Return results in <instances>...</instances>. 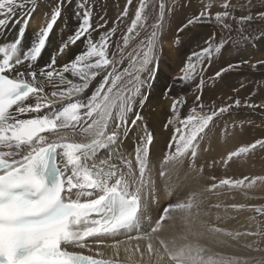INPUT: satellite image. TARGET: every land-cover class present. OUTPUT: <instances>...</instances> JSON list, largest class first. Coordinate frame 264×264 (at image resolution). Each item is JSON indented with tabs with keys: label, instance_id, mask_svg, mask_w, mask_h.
<instances>
[{
	"label": "snow or ice",
	"instance_id": "snow-or-ice-1",
	"mask_svg": "<svg viewBox=\"0 0 264 264\" xmlns=\"http://www.w3.org/2000/svg\"><path fill=\"white\" fill-rule=\"evenodd\" d=\"M37 3L38 0H0V28L17 16L20 17L17 23L27 25ZM131 3L132 0H128V4ZM88 4L89 0H80L77 4L79 26L61 44L58 54H63L69 45L82 38L86 40V49L59 68L55 56L38 70H35V62L62 14L63 0L51 10L50 18L45 19L30 47L22 48L25 27L19 28V36L14 41L0 44V264H231L216 255H206V248L199 243L205 232L196 227L200 214L197 193L168 204L154 223L149 220L148 229L143 227L145 204L154 198L151 132H145L140 139L134 160L119 153L120 136L128 130V115L145 82L141 74L148 72L151 76L149 65L154 59L157 30L162 26L163 0L159 4V17L151 25V34L132 52L128 49L147 31L146 0H140L134 18L114 49L111 45L115 28L101 34L99 40L90 37L93 13ZM212 6L211 0L204 3L203 10L178 31L213 19L227 30L232 29L229 21L243 26L253 20L252 15L234 16L230 11L234 6L229 0H223L222 10L214 14L210 12ZM128 10L126 5L121 15L126 17ZM256 18L264 19V12L257 13ZM214 39L213 36L206 47L193 53L195 59L189 57L181 69V81L193 80L197 66L202 65L205 58L210 60L213 52H219L226 43L221 39L216 44ZM125 55L128 67L118 69L116 66L124 61ZM227 70L221 69L215 75L219 77ZM101 73L103 79L91 95L85 97L83 94L90 82ZM203 83L201 77L197 88ZM200 99V96L195 97L197 102ZM182 103V98L173 100L174 114ZM240 103L235 101L236 106ZM230 107L204 112V105L197 104L186 117L175 115V119H170L166 128L169 124L178 125L169 144V148L174 145L175 150L163 157L159 175L165 177L168 166L182 164L185 157L194 159L201 134L214 117L229 111ZM139 119L137 115L131 125L134 127ZM257 145L264 147V140L240 147L229 153V159ZM103 150H112L109 158H99ZM257 180L264 181V177H255L247 185L244 180L222 179L208 190L224 185L252 187ZM166 190L172 195L170 185H166ZM173 213L181 214L183 231L165 240L159 234L165 229L166 221H172L175 227ZM203 227L201 222L200 229ZM132 232L138 234L133 236ZM207 232L232 239L241 235L215 226L208 227ZM121 234H126L128 241H147L148 260H144L139 244L134 248L128 244L124 248L126 253H131L125 261L94 258L70 250L88 248L91 251L90 239L98 246L104 244L105 239H112L114 242L107 246L118 257L124 241L116 238ZM153 240L158 241L159 247L154 246ZM136 253L140 254V261L134 259ZM96 255L103 257L104 254L97 251ZM153 256L157 258L155 262Z\"/></svg>",
	"mask_w": 264,
	"mask_h": 264
},
{
	"label": "bare ground",
	"instance_id": "bare-ground-1",
	"mask_svg": "<svg viewBox=\"0 0 264 264\" xmlns=\"http://www.w3.org/2000/svg\"><path fill=\"white\" fill-rule=\"evenodd\" d=\"M220 1L221 0H218V2ZM79 2L80 0H63L62 14L50 33V36L46 43V47L42 50L40 57L35 62V70L48 65L51 62L53 56L56 57V67L59 68L63 64L73 60L75 56L81 54L86 49V40L85 38H82L75 44L69 45L63 54H58V49L61 44L66 41L69 35L73 34L79 26V20L77 18V4ZM139 2L140 0H132V3L129 5L128 0H116V12H118L119 21L122 22L123 26L129 20L130 21L128 24L130 25L131 19L135 16L136 8L139 6ZM229 2L233 4L235 8L242 10L241 13L243 14L248 13L249 11L260 12L264 7V0H229ZM89 3L93 8H100V10L98 9V12L92 11V13L93 15H96L97 13L101 19V22H104V20L107 19L106 17L109 15V12L104 11L107 4L102 7L100 3L98 4L96 2V0H89ZM59 4L60 0H38L37 8L32 14V17L28 21L27 25H24L22 22L17 23V21L20 19V17L17 16L16 18L12 19L7 26L0 28V44L14 41L19 36V28L25 27L26 31L22 39V48L30 47L33 41L36 39V34L39 32L40 28L44 26L45 19L50 18L51 10ZM108 5H111L110 2L108 3ZM126 5L128 6L129 10L128 15L124 17L121 14L123 13ZM107 31L108 30H102L101 28L100 32H95V30L92 28V30L90 31V37L93 40H99L100 34H103ZM124 32H126V30H122V32L120 33L119 28L117 35V37L119 36L118 41L122 40V34ZM213 36H215L216 42L218 44L220 43L221 39L225 40L226 43H228V37L225 34H213ZM196 37L194 36V40H197ZM193 41L186 43V45L180 46V48L176 49L175 52L179 50V55L188 54L190 52L192 53V51L185 48L192 46ZM163 45L165 47L167 46L169 51L162 57L160 56L161 58L159 60L157 59L156 61L155 59H153L152 63L149 65L151 76H149L148 72H144L141 74L145 82L140 87V94L135 98L133 111L128 115V130L121 134L118 145L120 154H123L125 158L134 160L135 148L140 142V139L144 137L145 132H151L154 138L153 144L151 145L150 155L151 178L154 182V198L145 204L144 212L146 219L143 227L145 229H148L149 220L154 223L155 219H158L162 214L163 208L168 204H175L178 201L185 200L190 193H197L198 200L200 202V214L197 217L196 227L198 230H203L205 232V235L199 238V243L206 248V255H216L217 258L223 259L226 262L230 261L231 264H251V247H248V245L252 246L254 244L253 235H246V233L254 232V223H252L253 220L251 218L252 209H250L249 207L251 198L250 191L247 190L248 187L241 186L239 188H234L229 187L228 185H224L221 187H217L216 189H213L211 191L208 190L212 184H219V181L222 179H237V176L235 175L236 171L234 172L231 170L232 168L235 169L234 167L237 165L239 159L235 158V156L229 159V153L235 152L233 149L237 146L233 144L235 141L231 140L230 143H227L229 145H225L220 141V135L212 136V138L210 137V141L208 143V146L206 147V151H204L205 145L203 143L200 146L199 152H197V156L194 159L190 156L185 157L182 164L176 165L175 167L169 165L168 172L165 177H161L159 175L160 163L163 160V157L169 151L175 150V146L173 145L170 149L169 144L171 142L175 128L178 126L174 123L169 124L166 128L165 125L168 124V121L170 119H175V115H179L181 118L186 117L189 114V111L193 107H196L198 104L195 98L192 100L189 95L191 94L192 88L195 87L190 84V81L184 82L180 79L174 81L173 79H170L168 77V73H173V66L176 63V56H174L175 52L171 51L170 49V47L172 48L170 42H167V40H165ZM204 47H206V45L192 50L197 53L200 52ZM225 50L226 51H224V54L221 56L212 55L213 57L211 58V60L214 64L216 62V66H213L212 64L206 65V68L208 66L210 67L206 71H209L208 74L210 76L212 74V77L209 78H216L215 81L218 82V85H216V88L218 90L214 88L215 85H211L210 88L206 87L205 90L202 91L201 94L203 95L204 101L206 103L204 106V112H210L214 109H219L223 106V102L233 105L234 107V101L232 102L234 98L229 94L228 90H222L219 87V84L221 83L219 79L224 81L225 76L231 73V68H240L244 74H247V78H245L243 81L246 82L245 86L248 91L249 87H247V81L253 82L255 79H260L264 74V63L254 62L252 63V66H246L244 63H238V61L236 60L238 52L232 48V45L225 47ZM213 54H216V52L214 51ZM193 59L195 58L193 57ZM204 62L205 61H203V63ZM222 62H225L227 65L224 66ZM229 66H231V68ZM122 67H128V62L124 60L121 64L117 65L118 69ZM225 68L228 70L221 72V75L219 77L215 75V73L220 72L221 69ZM69 78L72 77L69 76ZM102 79L103 73L98 75L94 80L90 82L89 88L85 90L83 95L85 97L90 96L92 91L96 89ZM206 79L207 78H204V80ZM227 82H232L234 86L233 80L226 81L225 85L229 87V84L227 85ZM193 91L194 93L196 92V95H199L198 91ZM181 98L183 99L184 103L178 106V112L177 114H174L172 112L173 100H180ZM207 105H209L210 108H207ZM137 115H139L140 119L133 127L131 125V120L135 119ZM219 116H221L219 121H225L231 126H235L233 122L237 123V125H239L241 122H239V120L235 118H232V115L225 117L226 114L222 113L219 114ZM243 124L244 122H242V125ZM225 139L228 140L229 138ZM234 139L236 140V138ZM111 151L112 150L101 151L99 153V158H109ZM205 152H207L206 154H211L213 163L210 164V168L201 169V165L203 163L202 161L207 158L208 161H211L205 154ZM225 161L227 162L225 163ZM245 165L247 166V164ZM244 174L248 176L249 172H244ZM166 185H170L172 187V195H169L167 193ZM216 205H219V207H215ZM232 205H243V207L233 208L231 207ZM180 215V213H173V216L175 218V227L172 226V221L165 222V229L159 234L162 238H164L165 240H170L177 233L183 231V225L179 219ZM201 222L204 225L203 229H200ZM210 226L220 227L222 229H225L226 231L232 232L233 234L240 233L241 235L237 236L236 239H232V237L213 234L207 232V228ZM137 234L138 233L136 232L131 233V235L133 236ZM116 239L124 241V244L121 245L118 257H115L113 249L107 246L114 242L112 239H105V243L99 246L96 242L90 239L89 245L91 247V251H89L88 248H76L70 250L80 252L84 255H90L95 258H117L120 261H125L127 256L131 253H126L124 251V248L128 244H131L133 248L137 244H139L141 250L145 254L144 260H148L146 250L147 241H128L126 234H121ZM152 242L155 247H159L158 241L153 240ZM240 248L241 250L246 249V256H241L242 258L239 259L238 255L240 252ZM97 251L103 252V257H97ZM134 259L140 261V254L136 253L134 255ZM156 259L157 258L155 256L152 257L153 262H155ZM163 264H166V262H163Z\"/></svg>",
	"mask_w": 264,
	"mask_h": 264
},
{
	"label": "rangeland",
	"instance_id": "rangeland-1",
	"mask_svg": "<svg viewBox=\"0 0 264 264\" xmlns=\"http://www.w3.org/2000/svg\"><path fill=\"white\" fill-rule=\"evenodd\" d=\"M96 2L98 4L100 3L102 7L107 4V6H105L106 9L104 8L105 9L104 11L109 12V15L106 17L107 19L104 20V22H101V19L98 16V14L97 13L96 15L94 14L92 17L93 29L95 30V32L97 31L100 32L101 28L102 30H109L115 28L116 32L112 37V45H111V47H113L114 49L115 44L119 39V36L117 37L119 28H120V33L122 32V30H127V26H129L128 23L130 20L124 26L122 22L119 21L118 12H116L117 10L115 6L117 5L116 0L115 1L96 0ZM109 2L111 5H108ZM160 2L161 0H146L148 6L144 14L147 16V21H146L147 31L142 32V34L132 45V47L128 49V52H132L133 49L139 46L140 41H145L146 38L151 34L152 31L151 25L156 22L160 14V9H159ZM208 2L209 0H163V3L165 4V11L163 15L162 26L157 30L158 36H157V44L154 52V57H155L154 59L156 61L157 59L159 60L164 54H167V52L169 51L168 47L167 46L165 47L163 45L165 40L171 43L172 48L170 47V49L171 51L175 52V50L180 48V46L186 45V43L193 41L194 36L195 37L197 36L196 37L197 40H194L195 42L193 41L192 46L185 48L192 51V53L190 52L188 54L179 55L178 52L179 50L175 52L174 56H176L175 59L176 63L173 66L174 70L172 69L173 70L172 74L168 73V77L170 79H173L174 81L179 79V77L182 75V72L180 70L181 67L184 68L185 64L188 63L189 57H192L193 53H195L192 49L204 45L207 46L208 42L213 37V34L215 35L225 34L228 37L227 39L228 43H225L223 47H221L219 52H216V54H212V55L221 56L224 54V51H226L225 47L232 45V48L238 52L236 57L238 63H244L246 66L248 65L252 66V63L260 62L264 60V19L256 18V14L259 12L249 11L248 12L249 14L244 13L245 15H252L253 20L245 23L243 26L237 25L234 21H229V23L232 24L231 30L223 29L221 26H218L213 19L211 22L202 21L200 23H194L192 25H188V27L184 28L183 31H178L187 23L189 19L193 18L195 15H198L199 12L203 10V4ZM211 2L213 5L210 9L211 13L214 14L215 12L222 10L220 8V4L223 3V0H221L220 2H218V0H211ZM88 6L91 8V11L98 12V9L100 10L99 7L93 8L90 5V3L88 4ZM230 11L236 17L244 15L243 13H241L242 10H239L238 8L235 7L233 9H230ZM261 11H264V7L261 9ZM213 42L218 44L216 42V39H214ZM212 57L213 56H211V58ZM124 60L127 62V55H125ZM210 60L208 59L207 62V59L205 58L204 59L205 62L202 63V65L197 66L196 74H194V79L190 81V84L192 86H195L192 88L191 94H189L191 99L193 100L196 96H200L201 99L198 102V104L203 103L204 106L206 103L204 101L203 95L201 94L202 91L205 90L206 87L210 88L211 85L213 86L215 85L214 88L218 90L216 88L217 87L216 85H218V82L215 81L216 78L210 79L212 77V74L210 76L208 74L209 71L208 72L206 71L210 68L209 66L206 68V65H211V64L213 66L217 65L216 62L214 64L212 60L211 62ZM222 64L224 66L227 65L225 62L224 63L222 62ZM201 68L203 69V71H201ZM201 77L203 78V80L204 78L207 79L204 80L202 87L198 89L197 86L200 84ZM245 78H247V74H244L240 68H231V73L225 76L224 81L218 78L221 81L219 87L222 90H228L229 94L234 98L232 102L234 101V104L236 100H239L241 102L239 106L234 105L235 108L233 107V105H231L229 111L224 112L223 114H226L225 117L232 115V118H235L239 120V122L240 121L241 122L239 125L233 122L235 126H231L229 123H226L225 121L224 122H222V120L219 121L221 116L218 115L214 117L213 121L210 122L208 129L205 130V133L201 134L202 138L199 140L200 143L198 144L197 152H199V148L203 143L205 145V148L208 146L210 137L212 138V136L220 135L221 136L220 141L225 145H229L227 143H230L231 140L235 141L233 144L237 146L233 148L234 151H237L240 147H247L249 145H252L258 140H264V74L261 76L260 79H255L253 82L247 81V85H248L247 87H249V91L245 86L246 82L243 81ZM230 80L234 81V86L232 82H227V85L229 84L228 87L225 85V83L226 81H230ZM193 90L198 91L199 95H196L195 94L196 92L194 93ZM249 103L252 105H257V107L250 108L247 106L249 105ZM224 105L227 106L230 104L223 102L222 107H224ZM206 107L210 108L209 105H207ZM242 122H244L243 125ZM234 128L235 129L237 128L236 129L237 131ZM233 137L236 138V140ZM225 138L227 139L229 138V139L226 140ZM205 148L204 151L207 150V148L206 149ZM206 153L207 152H205V154ZM244 154L250 161L247 160ZM206 155L209 157L211 161H208V158L202 161L203 163L201 165V169L210 168V164L213 163L211 154H206ZM235 158H238L239 160L237 162V165L234 167L235 169L232 168L231 171L234 172L236 171L235 172V175L237 176L236 180H244L245 185H247L255 177H264V147L257 145L254 149H250L247 153H242L238 156H235ZM245 164H247L248 168ZM244 172H249L248 176L245 175ZM247 190L250 191V198H251L249 207L250 209H252L251 218L253 220L252 223H254L253 233H257L253 235L254 244L252 243L253 245L251 246V250H250L251 251L250 257L252 256L251 264H264V181L257 180L255 184L252 187H248ZM257 208L261 209V211L257 212L256 211ZM254 249H259V251H255ZM245 253H246V249L241 250L240 248L238 258L240 259L242 257H245L246 256Z\"/></svg>",
	"mask_w": 264,
	"mask_h": 264
}]
</instances>
